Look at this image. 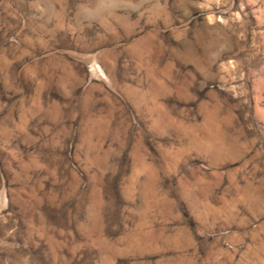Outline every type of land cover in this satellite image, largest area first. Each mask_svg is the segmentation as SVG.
Instances as JSON below:
<instances>
[{
	"label": "rangeland",
	"instance_id": "374dc122",
	"mask_svg": "<svg viewBox=\"0 0 264 264\" xmlns=\"http://www.w3.org/2000/svg\"><path fill=\"white\" fill-rule=\"evenodd\" d=\"M0 0V264H264V0Z\"/></svg>",
	"mask_w": 264,
	"mask_h": 264
},
{
	"label": "clouds",
	"instance_id": "9594fccd",
	"mask_svg": "<svg viewBox=\"0 0 264 264\" xmlns=\"http://www.w3.org/2000/svg\"><path fill=\"white\" fill-rule=\"evenodd\" d=\"M121 4L135 11L134 0H97L95 6L82 8L81 15L86 21H97L110 9Z\"/></svg>",
	"mask_w": 264,
	"mask_h": 264
}]
</instances>
